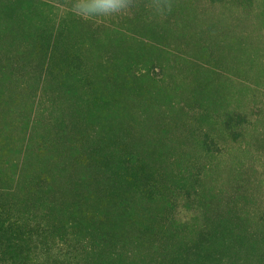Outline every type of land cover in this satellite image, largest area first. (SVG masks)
Instances as JSON below:
<instances>
[{"label": "rangeland", "instance_id": "rangeland-1", "mask_svg": "<svg viewBox=\"0 0 264 264\" xmlns=\"http://www.w3.org/2000/svg\"><path fill=\"white\" fill-rule=\"evenodd\" d=\"M71 3L0 0V264H264V0Z\"/></svg>", "mask_w": 264, "mask_h": 264}, {"label": "clouds", "instance_id": "clouds-1", "mask_svg": "<svg viewBox=\"0 0 264 264\" xmlns=\"http://www.w3.org/2000/svg\"><path fill=\"white\" fill-rule=\"evenodd\" d=\"M154 14L163 16L172 9V0H148ZM138 0H72L71 11L84 20H103L131 14Z\"/></svg>", "mask_w": 264, "mask_h": 264}]
</instances>
